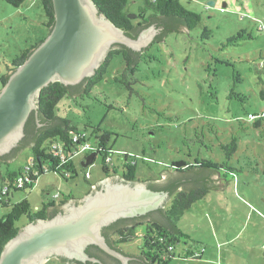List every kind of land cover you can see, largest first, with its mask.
<instances>
[{"label": "rangeland", "instance_id": "374dc122", "mask_svg": "<svg viewBox=\"0 0 264 264\" xmlns=\"http://www.w3.org/2000/svg\"><path fill=\"white\" fill-rule=\"evenodd\" d=\"M145 1L128 5L135 20ZM180 2L201 22L190 34L173 32L154 43L138 64L131 90L116 81L125 64L114 56L105 80L90 94L65 97L57 115L91 139L97 128L112 133L116 166L124 165L119 154L134 155L140 184L162 181L181 161L223 166V190H210L180 217L182 239L169 264H264V124L254 127L264 117V0ZM47 20L42 0H25L19 9L0 0V78L23 51L48 36ZM234 138L238 150L228 159L221 145ZM32 157L26 148L0 167V192L8 172L24 173ZM85 157L74 160L73 179L49 172L31 189L11 190L0 202V219L10 216L21 231L38 208L60 209L74 200L80 205L93 185L116 177H105L101 156L83 169ZM143 232L140 227L137 235ZM141 244L137 238L122 249L138 254ZM202 250L200 259L192 258ZM46 264L67 263L52 258Z\"/></svg>", "mask_w": 264, "mask_h": 264}, {"label": "trees", "instance_id": "16d2710c", "mask_svg": "<svg viewBox=\"0 0 264 264\" xmlns=\"http://www.w3.org/2000/svg\"><path fill=\"white\" fill-rule=\"evenodd\" d=\"M5 1L16 9L21 8L25 3V0ZM92 1L101 14L105 15L108 20L133 39H137L146 27L155 25L159 31L161 30V33L156 38L155 43L157 44L163 42L168 34L180 32L183 28L193 30L201 22V16L188 11L182 6L180 0H146V7L138 9L136 20L132 18L133 14L128 11V5L131 3V0ZM42 3L48 19L45 27L47 29V35L49 36L55 25L53 0H42ZM47 37L39 38L35 44L23 51L13 61L11 68H8V73L0 78L2 87L8 83L11 74L29 59L33 51ZM149 50L136 52L126 46L117 45L116 48L109 52L105 61L91 78H87L76 86H66L60 82H55L41 91L38 98V108L31 114L25 125L24 139L13 150L14 154L25 148H30L33 152V157L24 173L8 172L6 184L4 185L8 189L6 194L0 192L1 203L5 202L4 198L9 196L11 190L19 191L16 186L19 179L24 176L30 178L31 184L26 185L21 190L31 189L42 175L49 172L58 173L65 180L75 178L77 176L74 165L75 159H71L75 157L74 152L85 144L90 145V150L84 156L90 153H96L95 160L98 156L102 157V172L105 177H108L112 172L118 173V171H123V176L126 180L134 181L137 179L134 176L136 167L134 165L136 164L134 155L129 153L119 154L124 159V162L127 161V166L124 163L126 170H118L115 161L112 160V150L109 148V143L113 137L112 133L108 131L102 132L97 128L91 134L95 136V139H91V136L87 132H80L76 126L72 125L71 121L58 116L57 108L65 97L75 98L83 94H90L97 85L105 80L114 56H122L125 64L122 80L116 79V81L125 84L131 90L130 86L134 82L133 77L138 72V64ZM261 96L264 98V92H262ZM263 124L264 117L261 116V119L254 124V127L260 128ZM76 136L78 140L74 141ZM54 145H59L62 148L66 158L70 157L69 162L67 160L66 163H62V158L54 155ZM221 148L226 152L228 159H231L238 150L237 139L234 138L231 143L221 145ZM7 158L9 157H0V167L3 164L7 165L9 163ZM222 168L223 166L204 163V161L195 163L181 161L174 163L172 172L167 174L170 175L168 182L161 184L151 183L149 186L153 191L170 193L171 199L168 206L145 216L120 220L105 228L104 235L106 236L108 244L117 251L132 258L130 264H169L174 259L175 248L182 239V233L178 228L180 217L193 204L205 198L211 189L218 188ZM67 173L70 174V177H66ZM65 201L67 200L61 202L64 204ZM57 205L50 204L44 205L42 209L38 208L36 212L28 215L30 223L53 218L59 209ZM140 227H144V232L139 236L137 235V230ZM19 232L20 228L15 225L10 216L5 215L0 219V258L6 245ZM137 238L142 239V244L138 250L139 253L129 255L123 252V245L133 242ZM87 253L91 257H95L104 263L108 260L110 263L122 264L116 258L106 255L104 251L96 246L90 247ZM202 254L203 250L198 255L192 254V258L200 259Z\"/></svg>", "mask_w": 264, "mask_h": 264}, {"label": "water", "instance_id": "95a60500", "mask_svg": "<svg viewBox=\"0 0 264 264\" xmlns=\"http://www.w3.org/2000/svg\"><path fill=\"white\" fill-rule=\"evenodd\" d=\"M53 7L55 25L51 33L11 74L0 92V157L8 156L9 163L23 151L13 154V149L24 139L25 125L37 110L39 95L45 87L55 82L76 86L95 75L115 45L142 52L151 49L161 33L152 25L133 39L101 14L92 0H53ZM179 33L190 34V30L183 28ZM95 158L96 153H91L82 167L87 169ZM162 176V181L150 183L168 182L170 175ZM114 179L95 185L93 193L80 205L76 200L71 201L58 209L53 218L29 223L6 245L0 264H46L52 258L65 259L68 263L101 264L87 254L90 245L122 264H130L132 258L112 248L102 230L119 220L165 208L171 198L169 192L153 191L146 183ZM100 185L103 188L100 189ZM223 188L220 176L218 188L211 190L222 191Z\"/></svg>", "mask_w": 264, "mask_h": 264}, {"label": "built area", "instance_id": "2783aa9c", "mask_svg": "<svg viewBox=\"0 0 264 264\" xmlns=\"http://www.w3.org/2000/svg\"><path fill=\"white\" fill-rule=\"evenodd\" d=\"M250 117L252 118L251 115H250ZM77 140H78V139H77V136H76V137L74 138V141H77ZM53 150H54L53 153H54L55 156L62 158V163H66L67 160H68V162H69L70 157H68V158L65 157L64 152H63L62 148H61L59 145H54V146H53ZM89 150H90V145H89V144H85V145L81 146L78 150H76V151L74 152V153H75V155H74L75 157L72 158L71 160L76 159V158L79 157L80 155L84 156L85 153H87ZM109 161H111V159H109ZM85 176H86V179H90V177H91L89 173H86ZM66 177H70V174L67 173V174H66ZM28 184H31V183H30V178H29L28 176H24V177H22V178L19 179L18 184H17L16 187H17V189L21 190V189H23V188H24L26 185H28ZM7 189H8L7 186H5V187L2 188L1 192H2L3 194H6ZM59 198H60L59 194H57V195L54 197L55 200H57V199H59Z\"/></svg>", "mask_w": 264, "mask_h": 264}, {"label": "flooded vegetation", "instance_id": "af4514ba", "mask_svg": "<svg viewBox=\"0 0 264 264\" xmlns=\"http://www.w3.org/2000/svg\"><path fill=\"white\" fill-rule=\"evenodd\" d=\"M117 47V45H115L114 46V48H116ZM20 144V143H19ZM19 144L15 147V148H17L18 146H19ZM14 148V149H15ZM13 149V150H14ZM91 154V153H90ZM89 154V155H90ZM89 155H86V157L84 158V159H86ZM112 160H113V158H112ZM83 162V161H82ZM82 162H81V164H82ZM125 164L127 163V161H125L124 162ZM116 164V163H115ZM128 164H126V166H127ZM118 168V170H126V167H124V165L122 164L121 166H118L117 167ZM84 169V168H83ZM111 175H114V176H116V177H114L115 179L114 180H119V181H126V182H133V183H137V180L138 179H136V180H134V181H128V180H126L125 178H124V176H123V171H118V173H111L108 177H111ZM105 180H107V179H105ZM103 181V180H102ZM101 181V182H102ZM145 183L146 184H148V187L150 186V182H147V181H145ZM98 185V184H97ZM93 188L95 189V185H93L92 186V188H91V190H93ZM99 188L101 189V188H103V186L102 185H100L99 186ZM91 193H93V191L91 192ZM90 193V194H91ZM120 221V220H119ZM118 222V221H117ZM116 222V223H117ZM115 224V223H114ZM105 229V228H104ZM104 229L102 230V235L106 238V236L104 235ZM90 247H94L93 245H90L88 248H87V250L90 248ZM87 250H86V252H87ZM88 254V253H87ZM106 255H108L107 253H105ZM89 255V254H88ZM90 256V255H89ZM93 258H95V257H93ZM99 260V259H98ZM61 261L62 262H64V263H67V264H99V263H92V262H86V263H81V262H78V261H70L69 263L65 260V259H61ZM99 262L101 263V264H107V263H109V264H114L113 262L112 263H110V262H108V260H107V262H102L101 260H99Z\"/></svg>", "mask_w": 264, "mask_h": 264}]
</instances>
